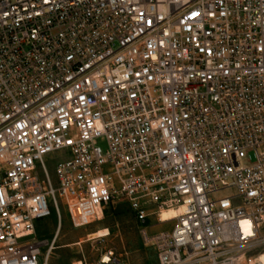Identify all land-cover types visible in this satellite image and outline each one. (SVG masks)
Returning a JSON list of instances; mask_svg holds the SVG:
<instances>
[{
	"label": "built area",
	"instance_id": "built-area-1",
	"mask_svg": "<svg viewBox=\"0 0 264 264\" xmlns=\"http://www.w3.org/2000/svg\"><path fill=\"white\" fill-rule=\"evenodd\" d=\"M119 203L157 264L264 250V0H0V264Z\"/></svg>",
	"mask_w": 264,
	"mask_h": 264
},
{
	"label": "rangeland",
	"instance_id": "rangeland-1",
	"mask_svg": "<svg viewBox=\"0 0 264 264\" xmlns=\"http://www.w3.org/2000/svg\"><path fill=\"white\" fill-rule=\"evenodd\" d=\"M254 153L247 152L243 162L250 166L255 163ZM48 162V158H46ZM49 174L53 178V167L50 163ZM60 228L54 249L49 253L48 264H99L101 258L112 252V258L109 264H157V256L154 248L145 244L140 237V225L134 219L128 205L119 203L109 206L102 214L101 219H96L90 224L74 228L68 219L66 210L61 209ZM36 239L42 246V255L45 256L49 247L54 240L58 227L57 218L51 217L36 222ZM172 223L162 224L151 231L171 230ZM99 230H107L109 235L104 239L87 240V236ZM77 244V245H75ZM249 259V262L248 260ZM262 262L264 264V250L255 251L241 264H256ZM41 264V262H40Z\"/></svg>",
	"mask_w": 264,
	"mask_h": 264
},
{
	"label": "bare ground",
	"instance_id": "bare-ground-1",
	"mask_svg": "<svg viewBox=\"0 0 264 264\" xmlns=\"http://www.w3.org/2000/svg\"><path fill=\"white\" fill-rule=\"evenodd\" d=\"M182 210H183L182 207L162 210V212L159 214V217H158L160 219V223L165 224V223H169L170 221H172L174 219H177L178 217H180ZM101 218H102V214L100 212H98L96 219H101ZM108 235H109V233L107 230H99L97 232L91 233L86 238L88 241H91L92 239H104V238L108 237ZM75 245H77V244H75ZM242 260H243V258L241 259V261ZM110 261H111V259L109 258V256L104 255L101 258L100 264H109ZM75 264H81V263L76 262ZM256 264H263V263L260 262V263H256Z\"/></svg>",
	"mask_w": 264,
	"mask_h": 264
},
{
	"label": "crops",
	"instance_id": "crops-1",
	"mask_svg": "<svg viewBox=\"0 0 264 264\" xmlns=\"http://www.w3.org/2000/svg\"><path fill=\"white\" fill-rule=\"evenodd\" d=\"M36 227H37V225H36ZM36 231V230H35ZM57 237V236H56ZM56 237L54 238L55 240H54V244H55V241H56ZM53 242V241H52ZM53 249H54V247H53Z\"/></svg>",
	"mask_w": 264,
	"mask_h": 264
}]
</instances>
